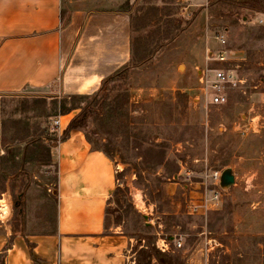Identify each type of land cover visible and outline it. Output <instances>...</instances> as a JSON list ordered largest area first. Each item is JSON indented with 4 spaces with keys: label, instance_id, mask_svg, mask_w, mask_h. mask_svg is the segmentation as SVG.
Listing matches in <instances>:
<instances>
[{
    "label": "rangeland",
    "instance_id": "374dc122",
    "mask_svg": "<svg viewBox=\"0 0 264 264\" xmlns=\"http://www.w3.org/2000/svg\"><path fill=\"white\" fill-rule=\"evenodd\" d=\"M249 1L124 4L122 9L131 12L132 60L98 92L81 100L94 107L85 135L95 147L110 152L121 169L108 214L142 245L136 248L138 264H151L152 259L158 264H264V27L257 24L256 8L252 10ZM216 34L224 36V45L215 40ZM258 35L262 38L256 39ZM195 49L204 58L224 51L226 61L200 66L201 74L191 79L181 63L173 75L167 74L170 62ZM207 68L235 70L244 84L225 87L227 102L213 105L212 94L200 91ZM214 75L206 72L209 80ZM168 78L177 80L184 92L134 109L132 87L161 86ZM101 96H106L105 103L96 107ZM48 97L0 100V199L9 206L0 232L6 227L50 232L45 227L52 224L54 202L44 186L53 174L48 167L50 144L40 137L53 138L54 107L70 99ZM17 119L21 124L14 122ZM19 134L27 138L26 151L25 143L16 141ZM158 148L164 151L161 163L152 153ZM226 168L232 169L235 183L224 191L219 209L188 215V192L182 186L189 182L178 177L180 171L190 170L194 184L204 174ZM159 239H179L181 247L171 244L170 251L162 253L156 248Z\"/></svg>",
    "mask_w": 264,
    "mask_h": 264
},
{
    "label": "crops",
    "instance_id": "0c3cea01",
    "mask_svg": "<svg viewBox=\"0 0 264 264\" xmlns=\"http://www.w3.org/2000/svg\"><path fill=\"white\" fill-rule=\"evenodd\" d=\"M135 1L0 0V100L70 98L98 92L132 60L131 12L122 6ZM197 50L170 62L167 74L173 75L181 63L187 78L194 73L199 76V67L214 60ZM207 71L203 70L202 77ZM161 84L132 87L134 109L141 111L142 106L184 92L177 80L168 78ZM75 111L53 117H58L59 126L52 127V139L40 137L50 144L48 167L53 174L51 182L44 184L54 202L52 224L45 227L50 232L4 228L0 264H138L136 248L142 245L123 232L121 222H111L108 214L119 186V164L82 132L71 131L61 138ZM14 122L21 124L19 119ZM19 136L16 141L25 143L28 150L27 138ZM182 188L188 192L197 185ZM151 264L158 263L152 259Z\"/></svg>",
    "mask_w": 264,
    "mask_h": 264
},
{
    "label": "built area",
    "instance_id": "2783aa9c",
    "mask_svg": "<svg viewBox=\"0 0 264 264\" xmlns=\"http://www.w3.org/2000/svg\"><path fill=\"white\" fill-rule=\"evenodd\" d=\"M195 1H202L207 2L208 0H195ZM182 10L186 11V8H182ZM257 24L261 27H264V14L257 18ZM215 40L220 44H225V39L223 35L216 34ZM226 52L220 51L215 56L210 53V56H207L208 60H214L217 62H225L226 61ZM214 72V79L209 80L206 77V74L200 79L201 88L200 91L202 94H207L210 92L212 95L211 97V104L213 105H223L227 102V98L224 94V88H238L242 84H244V80L239 78L235 70H224V69H212L209 70ZM254 119V118H253ZM253 119H251L248 124L249 127L252 128ZM51 125L53 128L59 126V119L55 117L51 121ZM221 171L215 170L211 171L210 173H206L203 175L202 180L196 182L197 185L196 189H191L188 191V194L185 196L184 205L185 211L188 215H204L209 211L219 209L222 203V196L224 191H222L219 187V178H220ZM179 176H184L185 180L191 184V179L193 173L190 170H183L180 171L178 174ZM177 178V177H176ZM8 203L5 201L3 197L0 199V223L3 224V219L6 216V212L8 210ZM161 244H158V243ZM171 244L174 245V248H180L181 242L179 239H170V240H162L159 239L156 243V248L164 253L170 251Z\"/></svg>",
    "mask_w": 264,
    "mask_h": 264
},
{
    "label": "trees",
    "instance_id": "16d2710c",
    "mask_svg": "<svg viewBox=\"0 0 264 264\" xmlns=\"http://www.w3.org/2000/svg\"><path fill=\"white\" fill-rule=\"evenodd\" d=\"M247 4L251 6L252 10H254V7L256 8L254 11L255 13L257 14L264 13V0H250ZM261 38H262L261 35H258L256 37V39H261ZM108 80H110V78L104 82L103 84L104 86L108 82ZM85 97L87 96L70 97L69 98L70 102H67L66 100H62V101H59L57 103V106L54 107V110H55L54 116L66 115L74 110H79V114L74 116L70 120V122L68 123L64 131L62 132V135H61L62 139H64L71 131H79L84 134L86 133L88 121L91 117L94 116V107L91 105H87V104L83 105L81 100L82 98H85ZM105 99H106V96L99 97L98 99L95 100L94 105L96 107H102L103 104L105 103ZM86 139L88 140V142H90L93 145L92 141L87 135H86ZM41 146H38L37 149L41 150L42 149ZM152 153L153 155H155V158H157V161L161 163L162 162L161 160L163 159V156H164V151L161 148H158L157 151H153Z\"/></svg>",
    "mask_w": 264,
    "mask_h": 264
},
{
    "label": "water",
    "instance_id": "95a60500",
    "mask_svg": "<svg viewBox=\"0 0 264 264\" xmlns=\"http://www.w3.org/2000/svg\"><path fill=\"white\" fill-rule=\"evenodd\" d=\"M235 183L234 174L231 168H226L221 171L219 178V187L222 191H227ZM146 219V218H144Z\"/></svg>",
    "mask_w": 264,
    "mask_h": 264
}]
</instances>
